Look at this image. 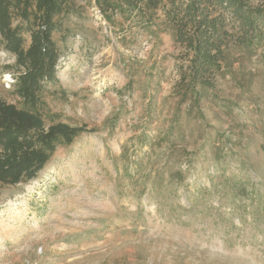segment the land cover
<instances>
[{
	"label": "rangeland",
	"instance_id": "obj_1",
	"mask_svg": "<svg viewBox=\"0 0 264 264\" xmlns=\"http://www.w3.org/2000/svg\"><path fill=\"white\" fill-rule=\"evenodd\" d=\"M148 12L68 0L54 17L38 111L85 131L35 178L0 184V264H264L263 35L237 40L221 10L233 37L194 100L193 51L161 4ZM16 71L0 48V99L22 106Z\"/></svg>",
	"mask_w": 264,
	"mask_h": 264
},
{
	"label": "trees",
	"instance_id": "obj_2",
	"mask_svg": "<svg viewBox=\"0 0 264 264\" xmlns=\"http://www.w3.org/2000/svg\"><path fill=\"white\" fill-rule=\"evenodd\" d=\"M95 1L105 14L123 6L146 14L161 4L165 17L193 51L189 74L181 81L185 82V93L191 89L194 100L203 97L207 87L214 86L212 76L221 69L224 48L233 37L222 32L221 10L232 9L230 18L239 20L242 35L237 40L243 35L247 37V33L264 38V5L256 6L252 0ZM67 2L0 0V48L14 57L17 71L13 88L22 103L17 106L0 99V184H17L35 178L58 145L71 143L85 131L84 125L62 121L46 124L38 111L46 83L56 80L59 52L52 38L58 27L54 17ZM24 31L30 36L27 46L22 36Z\"/></svg>",
	"mask_w": 264,
	"mask_h": 264
},
{
	"label": "built area",
	"instance_id": "obj_3",
	"mask_svg": "<svg viewBox=\"0 0 264 264\" xmlns=\"http://www.w3.org/2000/svg\"><path fill=\"white\" fill-rule=\"evenodd\" d=\"M5 81L8 83V84H13L15 79L12 78L11 75H7L6 78H5Z\"/></svg>",
	"mask_w": 264,
	"mask_h": 264
}]
</instances>
